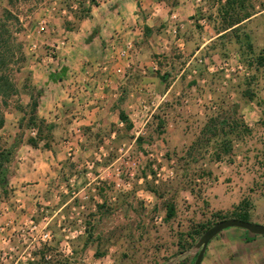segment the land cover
Here are the masks:
<instances>
[{"label": "crops", "instance_id": "1", "mask_svg": "<svg viewBox=\"0 0 264 264\" xmlns=\"http://www.w3.org/2000/svg\"><path fill=\"white\" fill-rule=\"evenodd\" d=\"M51 1L37 0L39 6L25 24L28 58L19 73L23 77L16 78L19 94L3 109L5 122L0 127V148L10 150L4 161L7 173L0 178V248L19 252L31 249L33 224H76L88 211L101 206L105 209L101 220L108 222L110 204L124 211L118 188L99 186L98 174L94 177L92 172L77 169V162L88 158L79 153L88 144V133L112 123L123 124L119 111L127 110L119 102L122 96L129 97L130 104L125 105L134 110L142 102L139 92L144 88L161 99L173 93L174 85L161 94L156 88L161 80L158 59L162 49L173 45L185 48L196 34L205 39L210 33L212 36L196 49L197 55L209 42L234 28L210 30L200 18L206 8L196 0H74L67 10L51 7ZM43 22L47 23L42 28ZM175 22L179 26L176 36L171 31ZM197 23L202 27L197 29ZM128 42L132 44L128 58H111ZM34 43L36 50L32 49ZM118 67L126 74L118 72ZM35 91L40 94L37 124L29 128L25 112ZM30 137L37 144H32ZM225 163H216V183L220 185L234 177L233 166L224 167ZM232 184V192L238 190ZM176 210L168 222L177 218V205ZM80 213L81 218L77 216ZM124 217V212L123 216L118 214V223ZM164 217L157 220L167 222ZM180 235L185 238L182 245L190 240ZM121 237L123 241L125 236ZM247 237L240 228L224 230L209 243L201 264H264V236ZM91 241L86 237V245ZM179 241L174 235L169 264H193L194 243L180 247ZM116 252L118 248L111 246L96 254L92 264H110L118 257ZM35 255L37 261L44 256L40 251Z\"/></svg>", "mask_w": 264, "mask_h": 264}, {"label": "rangeland", "instance_id": "2", "mask_svg": "<svg viewBox=\"0 0 264 264\" xmlns=\"http://www.w3.org/2000/svg\"><path fill=\"white\" fill-rule=\"evenodd\" d=\"M54 1L51 7L65 10L74 3V0H58L54 4ZM203 1L202 7L206 9L200 12V18L205 19L210 30L224 29V19L229 15L249 12L251 17L209 42L197 55L196 49L212 36L210 33L205 39L196 34L185 48L173 45L168 50L162 49L158 59L161 80L156 88L161 94L174 85L173 93L161 99L143 87L139 92L143 95L139 107L128 108L129 97L121 103L126 107L131 128L125 122L112 123L88 133V144L79 151L84 159L85 155L88 158L77 162V169L92 172L94 177L98 174L99 186L118 188L125 209L118 210L110 204L106 210L110 216L108 222L100 217L105 209H94L84 217L81 213L77 215L84 219L76 224L49 225L53 240L38 251L44 256L51 254L52 258L46 260L42 256V264H92L96 254L105 253L111 246L118 248V257L110 264H169L174 235L181 239V233L198 223L213 221L214 211L229 214L236 202L243 199L249 202L252 221L264 224V61L261 59L264 0H237L242 7L228 10L227 16L221 13V9L227 13L223 9L227 0ZM38 6L37 0H0V16L6 8L15 13L22 22L20 37L25 41V24L28 25ZM197 25V29L202 27ZM19 73L15 79L23 77ZM248 92L253 98H249ZM235 109L249 131L242 132L240 137L229 134L233 139L232 151L219 161L226 162L224 167L233 166L234 177H228L220 185L215 174L219 161L213 157L219 138H212L206 147L203 143V148L197 151L189 147L193 141H201L202 129L210 117ZM233 182L238 189L234 192L229 188ZM149 187L157 189L162 197L152 193ZM167 199L175 200L178 216L171 222L158 221V217L166 214ZM123 212L125 219L118 223V214L123 216ZM67 235L75 237L69 241L72 253L66 256L61 247ZM86 237L93 240L90 245H86ZM18 239L24 242L23 237ZM17 244L20 248L21 244ZM4 251L8 248H0V264H11V260L2 259ZM34 263L39 264L36 259Z\"/></svg>", "mask_w": 264, "mask_h": 264}, {"label": "trees", "instance_id": "3", "mask_svg": "<svg viewBox=\"0 0 264 264\" xmlns=\"http://www.w3.org/2000/svg\"><path fill=\"white\" fill-rule=\"evenodd\" d=\"M223 6H225L223 9H227V13L221 9V13H223L224 16L229 15L228 10L242 7V5H239L237 0H227ZM228 17L229 18L225 17L223 27L224 29L221 31L232 27H234L233 29L237 28L235 26H238V24L242 23L244 20L250 18L251 13L246 12L235 17H233V15H229ZM22 31L23 27L20 18L10 9H4L0 16V127L3 126L5 122L3 109L8 107L9 100L19 94V88L16 83L15 75L17 72L21 71L28 58L25 51V42L20 37ZM261 59L264 61V57ZM163 79H166L165 76ZM39 95V92L35 91L33 93L31 102L28 105V110L25 112V119L28 120L27 126L29 128L37 124L36 110L38 106ZM248 96L249 98H253L252 93L248 92ZM123 98L124 97L122 96L119 102L123 101ZM220 114L221 115L212 116L208 119L207 123L202 129L203 136L201 141H193L189 147L193 151H197V149L203 148V143L205 144L204 147H206L209 145L212 138H219V141L216 143L214 149V161L221 160L224 155H227L232 151L233 139L229 137V134L235 133L237 137H240L242 132L249 131V128L244 123L242 116L238 114L236 109L232 111L228 110L221 112ZM119 118L121 121L127 123L128 128H131L132 125L129 123V119L125 110L120 109ZM29 140L32 144H37L35 139L30 137ZM9 154L10 150H7V148H0V178L7 173V170L4 167V161ZM2 179L3 178H1V180ZM149 190L156 196L162 197L160 196V193L157 191V189L149 187ZM191 191L193 190L191 189ZM249 206V202L246 199H243L239 204L234 206L233 210L229 214L220 210L214 211L212 213V217L214 218L213 221L198 223L192 227L190 231L183 234V236L186 235L191 241H186L185 244L182 245L181 241L184 237H181L179 241L180 247L191 245L216 220L219 221L228 217H236L243 220L252 221L251 215L249 213ZM102 207L104 206H101V208ZM101 208H99V210H101ZM165 210V220L168 222L176 216L177 210L174 199L166 200ZM247 239H252V237L248 236ZM41 261H43L42 257L37 261V263L39 262V264H42Z\"/></svg>", "mask_w": 264, "mask_h": 264}, {"label": "built area", "instance_id": "4", "mask_svg": "<svg viewBox=\"0 0 264 264\" xmlns=\"http://www.w3.org/2000/svg\"><path fill=\"white\" fill-rule=\"evenodd\" d=\"M196 2L198 4H200L202 6V4L204 3L203 0H196ZM174 20H176V16H173ZM47 22H43L41 23L42 28L46 25ZM177 22H175V24L173 25V29L171 30L172 33L176 36L178 33V28L179 26H177ZM37 48V44L34 43L32 45V49L36 50ZM132 48V44L130 42H128L127 44H125V47H123L116 55L111 56L113 59H115L116 61L120 60V59H124V58H128L129 57V53L130 50ZM228 63H226L227 65ZM239 69H241V67H238ZM231 68H226V70H229ZM118 72L121 73H125L122 68L118 67ZM49 221H43L42 224H33L31 231L32 234L30 235L31 237V243H32V247L31 249L24 250L22 252H19L16 249L13 248H9L8 251H4L2 254V259L5 261H9L11 260V264H31L32 262L35 261L36 259V255H35V251H38L42 246L44 245H48L52 240H53V232L52 230L49 228ZM75 235H67L66 236V241L65 244L62 245L61 250L64 254H70L72 253V250H70V245H69V241L70 238H74ZM12 250V252L10 253L9 250ZM46 260H49L52 258L51 254L45 255L44 256Z\"/></svg>", "mask_w": 264, "mask_h": 264}, {"label": "water", "instance_id": "5", "mask_svg": "<svg viewBox=\"0 0 264 264\" xmlns=\"http://www.w3.org/2000/svg\"><path fill=\"white\" fill-rule=\"evenodd\" d=\"M229 228H240L250 237L264 236V224L247 221L236 217H228L217 221L205 230L193 246L196 257L193 264H201L209 243L221 232Z\"/></svg>", "mask_w": 264, "mask_h": 264}]
</instances>
